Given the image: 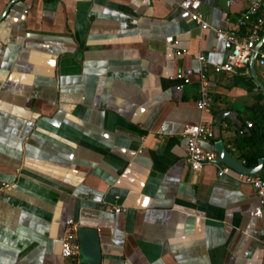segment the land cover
<instances>
[{
    "label": "crops",
    "instance_id": "obj_1",
    "mask_svg": "<svg viewBox=\"0 0 264 264\" xmlns=\"http://www.w3.org/2000/svg\"><path fill=\"white\" fill-rule=\"evenodd\" d=\"M179 1L0 0V264H61L67 219L77 252L66 264L80 250L91 264H264L252 188L211 165L192 172L180 135L210 122L201 146L221 140L242 160L231 140L257 93L250 72L264 77L255 62L211 66L225 56L213 30L234 28L247 0H192L205 29ZM196 54L209 110L195 106Z\"/></svg>",
    "mask_w": 264,
    "mask_h": 264
},
{
    "label": "built area",
    "instance_id": "obj_2",
    "mask_svg": "<svg viewBox=\"0 0 264 264\" xmlns=\"http://www.w3.org/2000/svg\"><path fill=\"white\" fill-rule=\"evenodd\" d=\"M192 0H180L178 6L187 12L188 19L197 25L200 29H205L208 24L201 16L191 8ZM243 29L239 33V30ZM214 34L221 38L225 50L224 60L211 66L215 73L233 74L237 69L247 73L249 59L255 53L254 62L264 77V49L259 48L254 51V46L259 38L264 34V4L262 0H247L245 8L239 13L235 21V27L225 30L215 29ZM177 55L180 51L175 52ZM195 59L198 68L195 71L199 81V91L195 100V106L198 110H209L214 102L211 93L207 88L206 68L207 64L202 54H196ZM194 70L185 69L175 77L180 79L181 84L189 81V75ZM248 120L244 121L245 128L250 127ZM237 134H242V129H237ZM181 137L185 140L186 155L185 161L188 163L192 172L198 171L204 165H211L215 168L217 176L228 175L235 180L250 185L253 194L260 206L264 207V176L259 174H249L240 171H234L227 165L215 161L216 154L212 148H203L202 141H208L212 138L211 123L204 121L196 124H186L183 126ZM264 162V160H263ZM241 165L244 161L239 162ZM108 212H123L125 208L119 206H106ZM76 224L72 219H67L63 232L59 238L61 264L72 258L77 252L75 242Z\"/></svg>",
    "mask_w": 264,
    "mask_h": 264
},
{
    "label": "trees",
    "instance_id": "obj_3",
    "mask_svg": "<svg viewBox=\"0 0 264 264\" xmlns=\"http://www.w3.org/2000/svg\"><path fill=\"white\" fill-rule=\"evenodd\" d=\"M264 49V42L261 45ZM250 85L254 84L249 80ZM254 95L253 101L247 106L249 114L247 120L250 121V127L243 130L239 138L234 136L231 140L238 154V158L244 161L245 166H253L259 158L264 160V94L258 89ZM260 175L264 176V172Z\"/></svg>",
    "mask_w": 264,
    "mask_h": 264
},
{
    "label": "water",
    "instance_id": "obj_4",
    "mask_svg": "<svg viewBox=\"0 0 264 264\" xmlns=\"http://www.w3.org/2000/svg\"><path fill=\"white\" fill-rule=\"evenodd\" d=\"M263 42H264V34L256 42V44L254 46V51H257L261 47ZM254 59H255V53H253L249 59L248 66H249L251 71H252V64L254 62ZM250 74H251L252 79L255 82L256 86L258 87V89L264 93V87H263L262 83L256 79V77L253 75V72H250ZM231 113L232 112H230L228 110L221 111L215 116L214 121L219 123L223 116H230ZM212 131L214 133V128H212ZM213 150L216 153L215 161L227 165L228 167H230L234 171H240V172H244V173L254 174V173H257L260 170L261 166L263 165V159L262 158L258 159L257 164L254 167H246L244 165H241L233 157H231V155L225 149V146L223 145L221 140H216L213 143ZM78 258H79L78 264H91V262H92V258L89 255L84 254L81 250L78 252Z\"/></svg>",
    "mask_w": 264,
    "mask_h": 264
}]
</instances>
